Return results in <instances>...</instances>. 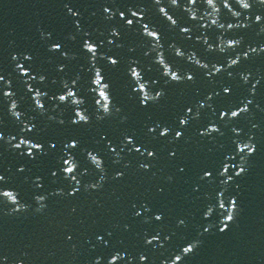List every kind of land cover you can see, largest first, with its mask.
Returning <instances> with one entry per match:
<instances>
[{"label":"water","instance_id":"water-1","mask_svg":"<svg viewBox=\"0 0 264 264\" xmlns=\"http://www.w3.org/2000/svg\"><path fill=\"white\" fill-rule=\"evenodd\" d=\"M0 264H264V0H0Z\"/></svg>","mask_w":264,"mask_h":264}]
</instances>
